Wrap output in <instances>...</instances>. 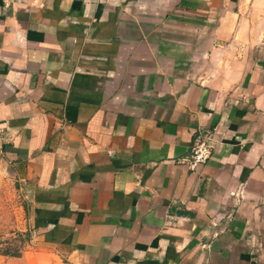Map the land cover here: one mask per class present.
<instances>
[{
    "label": "crops",
    "instance_id": "1",
    "mask_svg": "<svg viewBox=\"0 0 264 264\" xmlns=\"http://www.w3.org/2000/svg\"><path fill=\"white\" fill-rule=\"evenodd\" d=\"M1 166L23 264H264V0H0Z\"/></svg>",
    "mask_w": 264,
    "mask_h": 264
},
{
    "label": "rangeland",
    "instance_id": "2",
    "mask_svg": "<svg viewBox=\"0 0 264 264\" xmlns=\"http://www.w3.org/2000/svg\"><path fill=\"white\" fill-rule=\"evenodd\" d=\"M32 236L23 187L0 167V264H23Z\"/></svg>",
    "mask_w": 264,
    "mask_h": 264
},
{
    "label": "built area",
    "instance_id": "3",
    "mask_svg": "<svg viewBox=\"0 0 264 264\" xmlns=\"http://www.w3.org/2000/svg\"><path fill=\"white\" fill-rule=\"evenodd\" d=\"M212 153L210 130H201L192 144L189 155L183 161L190 170L195 171L212 156Z\"/></svg>",
    "mask_w": 264,
    "mask_h": 264
}]
</instances>
